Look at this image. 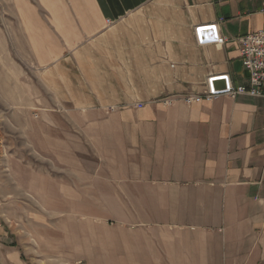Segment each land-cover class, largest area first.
I'll list each match as a JSON object with an SVG mask.
<instances>
[{
	"label": "crops",
	"instance_id": "obj_1",
	"mask_svg": "<svg viewBox=\"0 0 264 264\" xmlns=\"http://www.w3.org/2000/svg\"><path fill=\"white\" fill-rule=\"evenodd\" d=\"M11 10L46 94L34 104L86 110L53 124L80 127L67 136L81 157L96 141L110 164L98 172L111 174L100 194L124 206L111 224L84 219L81 251L95 254L78 259L263 263L264 98H192L213 75L247 83L236 38L264 28V0H13ZM215 22L225 43L199 45L196 27Z\"/></svg>",
	"mask_w": 264,
	"mask_h": 264
},
{
	"label": "rangeland",
	"instance_id": "obj_2",
	"mask_svg": "<svg viewBox=\"0 0 264 264\" xmlns=\"http://www.w3.org/2000/svg\"><path fill=\"white\" fill-rule=\"evenodd\" d=\"M12 1L0 0V264H84L78 258L95 252L81 251V223L89 218L111 224L124 206L100 194L111 174L98 172L110 164L98 155L96 141H89L88 156L81 157L80 141L67 136L79 134L80 127L53 124L86 110H42L34 104L40 91L46 94L15 42ZM76 150L78 155L71 154Z\"/></svg>",
	"mask_w": 264,
	"mask_h": 264
},
{
	"label": "built area",
	"instance_id": "obj_3",
	"mask_svg": "<svg viewBox=\"0 0 264 264\" xmlns=\"http://www.w3.org/2000/svg\"><path fill=\"white\" fill-rule=\"evenodd\" d=\"M199 45H222L226 39L220 34L219 22L201 25L195 29ZM242 66L247 73V83L235 85L230 74L213 75L207 79L205 92L192 100L204 98L213 101L221 95L233 98L241 94L264 98V28L236 38ZM224 80V86L218 87L217 81ZM191 101V99H190ZM139 107L142 104H138Z\"/></svg>",
	"mask_w": 264,
	"mask_h": 264
},
{
	"label": "water",
	"instance_id": "obj_4",
	"mask_svg": "<svg viewBox=\"0 0 264 264\" xmlns=\"http://www.w3.org/2000/svg\"><path fill=\"white\" fill-rule=\"evenodd\" d=\"M221 85H218V87H223L224 86V80H220Z\"/></svg>",
	"mask_w": 264,
	"mask_h": 264
}]
</instances>
